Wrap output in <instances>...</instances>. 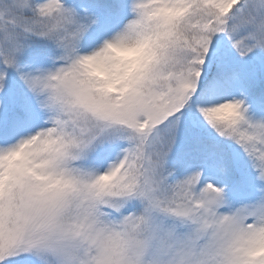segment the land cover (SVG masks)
<instances>
[{"label": "snow or ice", "instance_id": "obj_1", "mask_svg": "<svg viewBox=\"0 0 264 264\" xmlns=\"http://www.w3.org/2000/svg\"><path fill=\"white\" fill-rule=\"evenodd\" d=\"M0 264H264V0H0Z\"/></svg>", "mask_w": 264, "mask_h": 264}, {"label": "clouds", "instance_id": "obj_2", "mask_svg": "<svg viewBox=\"0 0 264 264\" xmlns=\"http://www.w3.org/2000/svg\"><path fill=\"white\" fill-rule=\"evenodd\" d=\"M133 39H135V36H133ZM142 48H146V45H139L136 48L113 49L111 54L116 56L117 58H120V57H122V55L127 54L128 52L140 51Z\"/></svg>", "mask_w": 264, "mask_h": 264}]
</instances>
